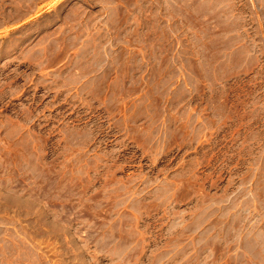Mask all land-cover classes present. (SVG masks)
<instances>
[{
	"label": "rangeland",
	"instance_id": "rangeland-1",
	"mask_svg": "<svg viewBox=\"0 0 264 264\" xmlns=\"http://www.w3.org/2000/svg\"><path fill=\"white\" fill-rule=\"evenodd\" d=\"M0 264H264V0H0Z\"/></svg>",
	"mask_w": 264,
	"mask_h": 264
}]
</instances>
